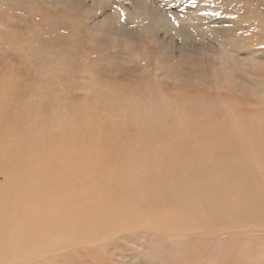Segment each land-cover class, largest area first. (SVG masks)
<instances>
[{
	"label": "rangeland",
	"instance_id": "374dc122",
	"mask_svg": "<svg viewBox=\"0 0 264 264\" xmlns=\"http://www.w3.org/2000/svg\"><path fill=\"white\" fill-rule=\"evenodd\" d=\"M263 19L264 0H0V264H264L244 214L264 197Z\"/></svg>",
	"mask_w": 264,
	"mask_h": 264
},
{
	"label": "bare ground",
	"instance_id": "6f19581e",
	"mask_svg": "<svg viewBox=\"0 0 264 264\" xmlns=\"http://www.w3.org/2000/svg\"><path fill=\"white\" fill-rule=\"evenodd\" d=\"M261 19V18H260ZM264 20V19H263ZM255 23V22H254ZM262 23V22H261ZM250 28H251V26H250ZM252 29H253V32L254 31H256L258 34H260L262 37H261V39L264 41V26L262 27V25H257V26H254V27H252ZM258 31H260V33L258 32ZM255 32V33H256ZM237 45L235 44L234 45V47H236ZM249 52L251 53L252 52V54L253 53H255V51L254 50H251V49H249ZM234 58V61H238V63H239V65L241 66L243 63H244V61L245 60H241L239 57L238 58H236V57H233ZM253 58L251 57V59H249L250 61H253L252 60ZM223 60H226V58L225 59H223ZM221 62V61H220ZM236 63V62H235ZM237 64V63H236ZM248 64V63H247ZM252 64V63H251ZM249 65V64H248ZM225 68L226 70H227V67H226V65H222L221 66V68ZM235 67V66H234ZM231 68V67H230ZM224 70V69H223ZM228 71V70H227ZM234 71V70H233ZM225 73V72H224ZM229 73V72H228ZM232 74V73H231ZM230 74V75H231ZM232 76H234L233 74H232ZM243 76V75H242ZM236 77V76H235ZM236 79V78H235ZM262 78H260V80H261ZM228 80H230V79H228ZM227 80V81H228ZM254 80V79H253ZM253 80H252V82H253ZM256 80L257 81H259V79H257L256 78ZM231 82H233L232 80H230ZM256 81V82H257ZM230 82V83H231ZM258 83V82H257ZM256 83V84H257ZM260 84H261V87H262V85H263V87H262V96H264V79H262L260 82H259ZM254 84V83H253ZM226 85V84H225ZM231 85V84H230ZM228 86V85H227ZM254 86V85H253ZM255 87H259L258 85L257 86H255ZM235 90V89H234ZM223 94V93H222ZM217 97V96H216ZM219 98V97H218ZM263 99H264V97H262ZM155 100V99H154ZM153 100V101H154ZM169 102H168V100L167 101H162L159 105H158V109H151V111L153 112V113H160V114H162L163 116L165 115V112H166V109L168 108L167 107V104H168ZM173 103V102H172ZM154 105H156V104H154ZM206 105V104H205ZM204 105V106H205ZM169 106V105H168ZM154 107V106H153ZM155 107V108H156ZM167 107V108H166ZM183 107V106H182ZM178 108V107H177ZM181 108V107H180ZM180 108H178L179 110H182V109H180ZM264 108V107H263ZM203 109V108H202ZM206 109V108H205ZM261 109V108H260ZM227 111H228V109H226L225 110V112H224V114L226 115L227 114ZM168 113V112H167ZM258 113H260V112H258ZM169 114V113H168ZM191 116V115H190ZM190 120V119H189ZM223 121H225L224 122V124L223 125H225L226 124V122H228L227 121V118L226 117H223V119H222ZM223 121H221V122H223ZM215 122V121H214ZM220 122V121H219ZM218 123V122H217ZM213 124V123H212ZM219 124V123H218ZM221 124V123H220ZM228 124V123H227ZM210 125V124H209ZM229 126V125H228ZM262 136H264V135H262ZM264 139V138H263ZM258 140V139H257ZM255 141V140H254ZM260 143V142H259ZM249 144V143H248ZM258 145V144H257ZM244 151V150H243ZM257 154V153H256ZM256 154H255V156H256ZM244 157H246V156H244ZM243 158V157H242ZM256 158H258V159H261V161H262V163H263V161H264V148H262L261 149V153L259 152V154H258V156L256 157ZM212 159H214V158H212ZM245 159V158H244ZM243 159V160H244ZM246 160H248V159H246ZM246 160H244V161H246ZM258 161V160H257ZM243 162V161H242ZM247 162V161H246ZM259 162V161H258ZM247 164V163H246ZM248 164H249V162H248ZM240 167V166H239ZM247 167V166H246ZM262 169V168H261ZM260 169V170H261ZM241 170H242V168H241ZM252 170V169H251ZM250 170V171H251ZM244 171V170H243ZM253 173H254V171H252ZM246 173V172H245ZM248 173V172H247ZM250 174H251V172H250ZM252 175V174H251ZM255 175V174H254ZM257 176H258V174H256ZM245 176V175H244ZM261 176V175H260ZM254 177V176H253ZM252 176H251V178H253ZM250 178V179H251ZM258 178V177H257ZM254 179V178H253ZM229 181V180H228ZM247 181V180H246ZM259 181V180H258ZM259 186V185H258ZM261 186V185H260ZM257 189H258V187H257ZM263 189V188H262ZM264 191V190H263ZM255 194H257V193H255ZM254 199V198H253ZM260 199V198H259ZM29 201V200H28ZM24 203V202H23ZM7 204H8V202H7ZM19 204V203H18ZM11 205H13V204H11ZM24 205V204H23ZM247 205H249L248 207H247V210H246V206ZM9 206V205H8ZM260 209L261 211H257V209ZM192 210V209H191ZM198 210V209H197ZM16 211V210H15ZM32 211V210H31ZM27 212H29V211H27ZM32 213V212H31ZM194 215H193V214ZM23 214H25L24 212H23ZM27 214V213H26ZM193 215V217H195V218H202V219H204L205 220V222L206 221H209V217H211V216H213V214H212V212H208V211H203L202 213L201 212H199V211H190L189 212V214H187V215ZM244 214L246 215V218H247V222H245V225H247L248 224V222H250V223H253V222H256V221H259V222H261V223H263V225H264V197H261V200L259 201V202H257L255 205H254V203L252 204V203H250V202H246L245 201V212H244ZM7 215H9V214H7ZM35 215V214H34ZM134 215V214H133ZM163 215H165V214H163ZM17 216V215H16ZM20 216H22V214L20 215ZM25 216V215H24ZM27 216V215H26ZM29 216H31L32 217V215H29ZM136 216H139V215H136ZM146 216V215H145ZM145 216H142L141 217V220L143 219V218H145ZM160 216H161V214H160ZM37 217V216H36ZM133 217V218H132ZM131 217V221H132V219H134V216H132ZM164 217H168V216H164ZM189 217V216H188ZM190 217H192V216H190ZM220 217V216H219ZM16 218V217H15ZM24 218V217H23ZM169 218V217H168ZM174 218V217H173ZM179 218V217H178ZM183 218V217H182ZM29 219H30V217H29ZM29 219H27L28 221H29ZM152 219V218H151ZM160 219V218H159ZM161 219L163 220V218L161 217ZM160 219V220H161ZM179 219H181V218H179ZM7 220V219H6ZM30 220H32V218L30 219ZM38 220H40V219H38ZM121 220V219H120ZM124 220V219H123ZM135 220V219H134ZM154 220H155V218H154ZM166 220V219H165ZM182 220V219H181ZM184 220V219H183ZM182 220V221H183ZM222 220V219H221ZM24 221V220H23ZM122 221V220H121ZM125 221V220H124ZM143 221H144V219H143ZM150 221V220H149ZM168 222L170 221V219L169 220H167ZM166 221V222H167ZM182 221H181V223H182ZM195 221V220H194ZM215 221V220H214ZM22 222V221H21ZM67 222H68V219H67ZM133 222V221H132ZM151 222V221H150ZM161 222V221H160ZM165 221H164V223L166 224V225H168L167 223H166ZM171 222H173L172 220H171ZM186 222V221H185ZM196 222V221H195ZM23 223V225H24V222H22ZM50 224H51V226L49 227V229H48V232H50V233H48V236L46 237V241L48 242V245H49V247H54L55 246V248H57V249H61V247L62 246H66V245H70L69 243H67V240H69V239H67L66 237H63V238H61L60 236H59V234H56V233H52L51 231H52V229H53V226H52V224L54 223V222H49ZM162 223V222H161ZM174 223H175V220H174ZM187 223V222H186ZM27 224H28V222H27ZM69 224V223H68ZM150 224V223H149ZM148 224V225H149ZM163 224V223H162ZM173 224V223H172ZM184 224V223H183ZM193 224V223H192ZM203 225V222L201 221L200 222V224H198L199 226L200 225ZM205 224V223H204ZM214 224H215V222H214ZM12 226L11 228L9 227L8 228V230H6V228H7V226ZM17 225H19V222L18 221H13V220H9L8 222H7V225L5 226V232L7 231V232H13L15 229H18L17 228ZM56 225H57V223H56ZM130 225V224H129ZM161 225V224H160ZM164 225V224H163ZM217 225V224H216ZM20 226H21V224H20ZM41 226V225H40ZM147 226V225H146ZM145 226V227H146ZM151 226H152V224H151ZM162 226V225H161ZM173 226V225H172ZM205 226V225H204ZM22 227V226H21ZM144 227V228H145ZM155 227H158V225H156ZM169 227V226H168ZM171 227V226H170ZM196 227H198L197 225H196ZM195 227V229H197ZM201 227V226H200ZM125 228H127V226H125ZM130 228H131V226H130ZM183 228V227H182ZM205 228V227H204ZM20 229V228H19ZM132 229V228H131ZM153 229V228H152ZM168 229V228H167ZM173 229V228H172ZM171 229V230H172ZM218 229H221V228H218ZM23 230V229H22ZM58 230V229H57ZM129 230V229H128ZM174 230H177V229H175V227H174ZM205 230L207 231V229L205 228ZM213 230H215L214 228H213ZM262 230V229H261ZM149 231V230H148ZM147 231V232H148ZM178 231V230H177ZM179 231H181V230H179ZM216 231H219V230H216ZM146 232V233H147ZM151 232H152V230H151ZM164 232V231H163ZM170 232V231H169ZM187 232V231H186ZM9 233H7L8 235H9V237H13L14 235L13 234H9ZM33 233V232H32ZM149 233H150V231H149ZM153 233V232H152ZM157 233H160L159 231H157L156 232V234ZM173 233H174V231H173ZM172 233V234H173ZM178 233V232H177ZM180 233H182V232H180ZM213 233V232H212ZM214 233H215V231H214ZM220 233V232H219ZM223 233V232H222ZM35 234V233H34ZM156 234H153V235H156ZM210 234V233H209ZM157 235H159V234H157ZM160 235H162V234H160ZM159 235V236H160ZM170 235V234H169ZM178 235H180V234H178ZM39 236V235H38ZM166 236V235H165ZM168 236V235H167ZM186 236V235H185ZM221 236V235H220ZM222 236H224V234L222 235ZM220 237V238H223V237ZM21 237V236H20ZM225 238H226V234H225V236H224ZM228 237V236H227ZM230 237V236H229ZM69 238V237H68ZM167 238H169V237H167ZM220 238H218V239H220ZM4 239V238H3ZM8 239H10V238H8ZM12 240V239H11ZM38 241H39V238L37 239ZM41 240V239H40ZM162 240H163V238H162ZM223 239H221V241H222ZM13 241V240H12ZM17 241H20L19 240V236L17 237ZM167 241H168V239H167ZM176 240H174L173 239V237H170L169 238V242H175ZM218 241V240H217ZM168 242V243H169ZM224 242V241H223ZM3 243V242H2ZM228 243H229V241H228ZM42 244H45V243H42ZM170 244V243H169ZM230 245V244H229ZM39 247V246H38ZM37 247V248H38ZM41 248V247H40ZM64 248V247H63ZM170 249H172V248H170ZM20 250V248L18 249V250H16L15 252H11L10 253V255H12V256H15V255H19V254H21V255H23L24 254V250L23 251H19ZM65 250H66V247H65ZM64 250V251H65ZM25 251H27V249L25 250ZM62 251V250H61ZM45 254V253H44ZM28 255V254H27ZM2 257H4V256H2V255H0V258H2ZM127 258V257H126ZM4 260H6V262L8 263V264H10V262H9V259H8V257H5L4 258ZM40 262H42V261H40ZM99 262V261H98Z\"/></svg>",
	"mask_w": 264,
	"mask_h": 264
}]
</instances>
